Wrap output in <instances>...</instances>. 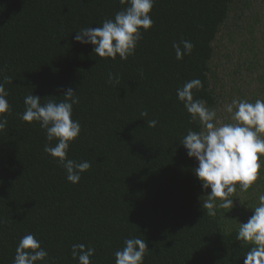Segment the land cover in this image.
Returning <instances> with one entry per match:
<instances>
[{"label": "trees", "instance_id": "16d2710c", "mask_svg": "<svg viewBox=\"0 0 264 264\" xmlns=\"http://www.w3.org/2000/svg\"><path fill=\"white\" fill-rule=\"evenodd\" d=\"M124 7L120 0H0V80H13L5 84L10 111L0 131V264H12L28 233L49 253L47 264H79L71 255L77 243L96 249L92 264H115L131 237L148 243L143 264H244L250 246L236 235L264 193V156L253 186L237 185L234 207L208 215L198 163L179 143L200 126L176 89L200 79L194 99L216 108L222 122L233 99L264 100V0H155L153 26L126 61L75 41L80 28L101 26ZM182 39L194 49L177 60L172 45ZM109 72L118 86L107 82ZM61 87L80 98L72 118L82 131L67 157L91 163L76 184L43 151L39 124L18 115L27 94L59 99Z\"/></svg>", "mask_w": 264, "mask_h": 264}, {"label": "clouds", "instance_id": "9594fccd", "mask_svg": "<svg viewBox=\"0 0 264 264\" xmlns=\"http://www.w3.org/2000/svg\"><path fill=\"white\" fill-rule=\"evenodd\" d=\"M120 3L126 7L116 12L114 18H105L101 26L80 28L76 31L75 41L92 45L93 52L100 58L115 60L119 56L126 61L133 56L142 39V30L147 31L153 26L150 13L155 0H120ZM172 47L176 59L182 60L185 55H191L194 44L182 39L173 42ZM107 82L118 86L120 78L109 72ZM10 83L13 80L8 75L0 80V131L8 123L4 114L10 111V104L5 84ZM202 87L200 79H192L176 89L177 98L190 114L191 121L200 126V131L189 128L179 143L187 150L188 157L198 163L194 174L206 192V199H201L202 208L208 215H215L217 207H234L231 197L237 191V185L241 191H247L258 179L261 157L264 156V100L256 99L253 103L233 99L224 105L229 116L228 122H222L216 108L208 107L202 99H194L193 90ZM59 90V99H41L33 93L27 94L24 111L18 115L22 121L39 124L48 141L43 151L65 170L66 179L76 184L81 180V174L91 168L88 161L77 162L67 157L71 142L82 131L80 122L72 118L73 107L79 104L80 98L72 87ZM140 115L146 118L148 112L141 111ZM145 121L152 128L158 124L155 119ZM251 210L253 214L247 222H240L236 239L242 242L241 246H250L244 255V264H264V193L258 196V204ZM147 250L148 243L143 239L126 238L124 247L114 253L115 264H143ZM95 253L94 247L83 243L71 248L72 258L79 264H92L91 257ZM48 256L35 235L28 233L19 240L12 264H47Z\"/></svg>", "mask_w": 264, "mask_h": 264}, {"label": "rangeland", "instance_id": "374dc122", "mask_svg": "<svg viewBox=\"0 0 264 264\" xmlns=\"http://www.w3.org/2000/svg\"><path fill=\"white\" fill-rule=\"evenodd\" d=\"M227 31L225 30V33H226ZM241 39H236V41H240ZM227 38H225V42L227 43ZM234 56V55H233ZM250 76H252V74H249V76H248V81L249 82H251V79H250Z\"/></svg>", "mask_w": 264, "mask_h": 264}]
</instances>
